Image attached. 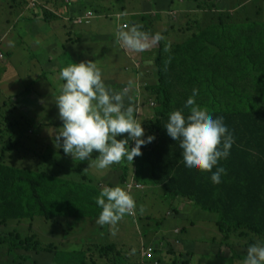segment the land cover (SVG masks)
I'll list each match as a JSON object with an SVG mask.
<instances>
[{
    "label": "rangeland",
    "instance_id": "rangeland-1",
    "mask_svg": "<svg viewBox=\"0 0 264 264\" xmlns=\"http://www.w3.org/2000/svg\"><path fill=\"white\" fill-rule=\"evenodd\" d=\"M89 1L92 3L40 0L42 7L36 5V8L32 0L31 4L29 0H0V55L3 56L0 59V157H6L8 165L17 167L16 172L6 175L14 176L18 183L22 176L26 188L36 186L38 190L53 189L50 185L59 178L94 182L91 186L96 191L104 186L123 188L127 178L136 172L141 181L135 179V183L142 187L130 190V193L135 190L131 194L135 210L115 225L101 226L96 223L98 216H84L78 211L70 214L67 201L61 196L53 198L52 217L34 213L28 200L19 195L12 194L8 200L0 198L7 215L11 214L8 207L13 204L22 209L14 218L10 215L8 222L0 217L1 229L15 231L22 239L39 240L45 248L40 251L18 248L11 254L9 244H0V264L80 261L82 264H243L247 247L264 243V237L248 230L224 232L217 225L218 214L202 213L183 197L167 196L162 188L152 184L145 154L155 138L141 146L142 154L134 157L133 162L122 159L98 170L95 151L90 160L79 161L59 147L56 136L62 121L54 99L63 83L59 72L67 66L63 63L67 55L71 60L76 59L75 54L90 46L93 49L90 60L93 57L100 68L106 87L121 92L132 82L124 97V107L132 106L137 119L142 121L145 136L155 137L151 124L160 110V102L151 92L161 74L160 67L153 65L155 59L173 55L188 41L194 42L193 46L204 45L213 27L231 24L252 29L242 36L245 43L235 56H249L246 46L253 41L250 72L257 66L259 80L253 76L252 85H264V0ZM64 13L81 18V23L76 24ZM132 25L140 26L148 35L149 46L142 52L128 50L116 39L118 31ZM156 34L162 39L154 41L152 37ZM253 34L257 37L253 38ZM42 48H48L49 55ZM64 50L66 56L61 53ZM42 60L49 64L46 70ZM221 67L229 70L225 64ZM170 69L168 61L166 73L170 74ZM11 82H17L13 90L9 89ZM168 84L172 90L176 89L172 77ZM249 90L253 95L250 101L264 107V91L260 93L252 87ZM23 91H29V95L12 98ZM47 109H50L48 117L44 112ZM126 135L121 134L117 139ZM133 143L130 141V146ZM112 242L116 251L108 257L106 251L103 257L97 245Z\"/></svg>",
    "mask_w": 264,
    "mask_h": 264
},
{
    "label": "trees",
    "instance_id": "trees-1",
    "mask_svg": "<svg viewBox=\"0 0 264 264\" xmlns=\"http://www.w3.org/2000/svg\"><path fill=\"white\" fill-rule=\"evenodd\" d=\"M33 3L36 8L42 7L40 0H34ZM88 3L92 2L88 0ZM64 15L69 16L73 22L76 18L66 13ZM250 30L252 29L249 26L222 25L209 29L204 45L193 46L194 42L191 41L184 43L182 49L169 59L171 75L165 70L163 73L161 64L163 56H157L153 65L160 67L161 74L158 75V82L153 83L151 94L155 99L158 98L160 110L151 124V133H155V141L146 151L145 162L148 178L152 184L162 188L167 196L183 197L182 199L191 202L193 207H199L200 210H198L202 213L218 214L219 229L224 232L230 229L248 230L259 237H264V107L250 101L253 95L252 90H249L252 87L261 93L264 91V85H252L253 76L259 80L257 66L250 72L252 68L250 52L253 41L246 46L249 56H235L241 44L245 43L242 36ZM252 36L256 38L257 34ZM49 53L50 50L47 48L46 54L49 55ZM61 53L65 56L68 54L65 50ZM67 57V60L63 61L65 65L81 62L71 60L69 54ZM43 61L46 62V60ZM223 64L228 66L229 70H222ZM44 77L49 78V76ZM170 77L172 81L177 82L178 90H172L166 85ZM16 84L17 82H11L9 89L15 88ZM193 89L197 90L196 104L206 109L214 118L223 117L224 124L232 134L233 143L228 157L218 161L217 166H222L226 170V173L221 175L219 184L212 183L210 172L190 170L184 166L179 142L172 140L164 128L170 112L183 110L185 115L188 114L184 104L192 95ZM28 95L29 91H23L14 94L12 98ZM49 110L44 111L46 117L49 116L47 112ZM52 110L55 111V109ZM0 158L2 160H0V198L8 200L12 194L19 195L28 200L34 213L52 217L54 215L51 212L53 198L61 196L66 199L70 214L74 215L78 211L89 217L99 215L101 209L94 199L99 191L91 186L94 182L86 184L59 178L58 183L50 185L53 189L38 190L36 186H32L31 189L26 188L21 176L20 188H18L17 178L5 174L16 172L17 167L8 165L9 161H6V157ZM134 178L141 181L136 172ZM13 205L8 207L11 216L7 215L4 212L5 208L0 205V217H3L6 222L9 221V216L14 218L22 211L18 204ZM25 211H29L28 207ZM0 244H9L11 254H15L18 248L31 251L45 249L41 241L31 238L22 239L19 233L5 231L1 227ZM97 247L103 257L106 251H109L106 257L116 251L114 242L98 244ZM24 258L29 257L24 256ZM82 263L83 261L77 262V264Z\"/></svg>",
    "mask_w": 264,
    "mask_h": 264
},
{
    "label": "clouds",
    "instance_id": "clouds-1",
    "mask_svg": "<svg viewBox=\"0 0 264 264\" xmlns=\"http://www.w3.org/2000/svg\"><path fill=\"white\" fill-rule=\"evenodd\" d=\"M116 39L122 47L134 52H142L149 46L148 35L138 25L118 31ZM152 39L159 41L162 37L156 34ZM59 77L63 83L54 101L62 126L56 140L65 154L83 161L90 160L95 151L98 153L95 167L104 170L122 159L133 162L134 157L142 154L141 146L154 140L152 134L145 136L142 121L137 119L134 108L124 107L131 81L121 92H114L106 87L100 68L91 60L69 63L60 70ZM196 95L197 90L193 89L185 101L188 114L185 115L183 110L170 112L164 128L172 140L179 142L184 166L210 172L212 183L219 184L226 170L217 166L218 161L228 157L232 134L223 117L214 118L196 104ZM125 133V137L117 139ZM130 141L134 142L131 146ZM134 174L128 177L125 188L119 185L101 188L94 198L101 209L97 224L115 225L125 214L135 210L131 194L138 188L130 193L132 188L127 186L130 180L135 181ZM243 264H264V243L250 244Z\"/></svg>",
    "mask_w": 264,
    "mask_h": 264
},
{
    "label": "crops",
    "instance_id": "crops-1",
    "mask_svg": "<svg viewBox=\"0 0 264 264\" xmlns=\"http://www.w3.org/2000/svg\"><path fill=\"white\" fill-rule=\"evenodd\" d=\"M32 1H34V0H32ZM29 4H31L30 0H29ZM150 14H152V13H150ZM159 26H161L160 23H159ZM42 49H45V51L47 50V48H42ZM91 50H93V49H91L90 46L89 47H85V49H83L82 51H80L79 54H77V55L75 54V58H76L75 60H78V61H89L90 60V54L89 53H90ZM171 56L172 55H165L163 57V68L165 69V71H166V68L168 66V61L171 58ZM91 61H93V57H92ZM42 62H43L42 67L44 68V70H46L47 68H49V64H46L43 60H42ZM166 85H168L169 87L172 88L171 84H167L166 83ZM177 86H178V84L176 82V90H178ZM10 90H13V89H10ZM183 210H185V208H183Z\"/></svg>",
    "mask_w": 264,
    "mask_h": 264
},
{
    "label": "built area",
    "instance_id": "built-area-1",
    "mask_svg": "<svg viewBox=\"0 0 264 264\" xmlns=\"http://www.w3.org/2000/svg\"><path fill=\"white\" fill-rule=\"evenodd\" d=\"M87 16H91V13H88ZM75 23H76V24L81 23V18H77V19H75ZM1 56H2V55H0V57H1ZM127 186H128L129 189H131V188H133V187H136V188L141 187V185L138 184V183H135L134 180H130V181L127 183ZM126 190H127V189H126ZM132 213H133V212H132Z\"/></svg>",
    "mask_w": 264,
    "mask_h": 264
}]
</instances>
